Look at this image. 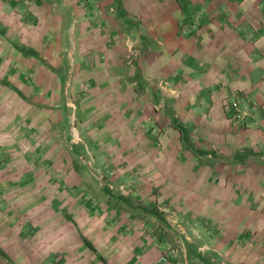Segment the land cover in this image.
<instances>
[{"label":"crops","instance_id":"crops-1","mask_svg":"<svg viewBox=\"0 0 264 264\" xmlns=\"http://www.w3.org/2000/svg\"><path fill=\"white\" fill-rule=\"evenodd\" d=\"M166 247L264 264V0H0V264Z\"/></svg>","mask_w":264,"mask_h":264},{"label":"built area","instance_id":"built-area-1","mask_svg":"<svg viewBox=\"0 0 264 264\" xmlns=\"http://www.w3.org/2000/svg\"><path fill=\"white\" fill-rule=\"evenodd\" d=\"M194 22L193 28H196L198 26V21ZM253 109L254 105H252L247 98L242 99L240 97H234L232 103L230 104V117L232 120H234L236 125H239L240 123H245V125H248L250 122H247V120L250 118ZM175 224L184 235L183 231L185 229L182 227V225L176 222ZM178 259H180L179 252L170 247H166L159 262L160 264H176Z\"/></svg>","mask_w":264,"mask_h":264},{"label":"rangeland","instance_id":"rangeland-1","mask_svg":"<svg viewBox=\"0 0 264 264\" xmlns=\"http://www.w3.org/2000/svg\"><path fill=\"white\" fill-rule=\"evenodd\" d=\"M95 172L97 173V171L95 170ZM100 182V181H99ZM177 233V232H176ZM178 234V233H177ZM187 241V240H186ZM189 243H191V242H189Z\"/></svg>","mask_w":264,"mask_h":264}]
</instances>
